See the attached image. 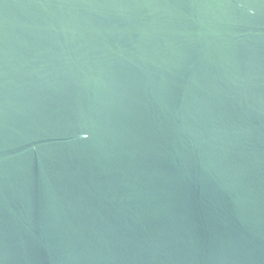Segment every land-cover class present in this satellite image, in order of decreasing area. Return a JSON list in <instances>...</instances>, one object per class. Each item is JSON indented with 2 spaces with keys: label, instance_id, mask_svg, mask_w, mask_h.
<instances>
[{
  "label": "water",
  "instance_id": "water-1",
  "mask_svg": "<svg viewBox=\"0 0 264 264\" xmlns=\"http://www.w3.org/2000/svg\"><path fill=\"white\" fill-rule=\"evenodd\" d=\"M0 264H264V0H0Z\"/></svg>",
  "mask_w": 264,
  "mask_h": 264
}]
</instances>
